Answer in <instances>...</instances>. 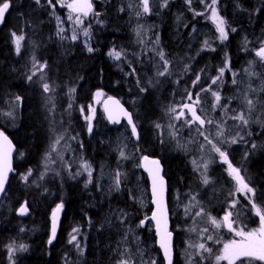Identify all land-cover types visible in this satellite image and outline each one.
Here are the masks:
<instances>
[{
  "label": "trees",
  "instance_id": "1",
  "mask_svg": "<svg viewBox=\"0 0 264 264\" xmlns=\"http://www.w3.org/2000/svg\"><path fill=\"white\" fill-rule=\"evenodd\" d=\"M28 1L0 0V5L9 3L0 30V89L20 98L16 127L10 130L0 123V132L9 136L17 154L21 155L19 159L15 158L14 174L0 203V264H8V250L16 244L13 239L17 230L48 225L54 204L48 199L51 188L61 191L59 232L51 243L35 237L25 241L23 255L13 264H61L63 259L71 256L72 251L63 236L67 217H70L67 227L78 230V240L83 248L77 264H116L119 243L130 229L127 224L132 222L131 218L139 219V210L130 197V170L127 168L132 157L129 146L133 144L122 143L118 131L124 124L109 126L101 110L91 131L88 123L79 122L81 114H88L93 94L98 91L103 97L114 96L122 101L135 122L158 120L160 126L166 121L170 105L183 102L189 93L192 96L199 93L202 105L212 113L215 146L226 153L229 163L239 169L245 183L253 189L251 202L222 187L210 202L204 203L205 188L220 173H226L227 166L217 160L222 159L221 156L214 150L207 153L205 164L209 180L202 185L192 167V159L197 153L179 147L173 132L164 133L158 129L156 147L143 154L158 157L163 164L174 244L179 239L186 243L194 240L193 245L204 243L211 249L210 252L199 250L200 254H197L198 249L192 247L184 258L188 264L189 261L191 264H214L223 244L229 240L230 234L213 227L209 217L219 219L230 213L236 230L255 231L258 219L253 204L264 212V60L256 55L264 45V0H217L216 9L225 20L228 38L196 54L187 50L193 23L183 20L194 19L201 0H176V5L167 0L166 7L160 2L150 16L138 22L133 15L132 0H98L96 10L99 15L81 25V29L90 35L93 51L73 50L66 57H58L54 45L43 42L34 50L36 62L43 66L38 68L43 70L31 80L16 83L5 69L9 60H14L10 56V35L6 31L13 11H16L14 20L20 19L16 18V25L10 29L18 27L22 20L30 22L32 8L28 7ZM180 3L183 9L176 11ZM42 27L46 28L45 25ZM110 52H119L120 58L115 59ZM160 52L164 53V59ZM165 60L167 72L159 75L164 71ZM177 69L181 73L175 76ZM40 74L44 75V81L38 80ZM214 79L216 83H213ZM44 82L54 92L50 101L45 98ZM213 92L219 94V102ZM246 96L254 101L251 111ZM214 104L217 105L215 109ZM67 105L71 107L67 108ZM238 113L244 114L248 120L246 125L232 119ZM220 130L223 134L217 135ZM54 134L63 135L65 140L76 138L83 149L82 156L94 168L89 183L66 179V183L56 187L53 182L48 186L51 182L48 177L39 180L40 161ZM232 139L237 143H230ZM134 142L141 155L140 137ZM102 171H107L108 182L105 178L99 179ZM113 172L119 173L118 185L113 183ZM25 176L26 180L23 179ZM176 186L183 195L192 194L190 198L194 196L195 200L190 201L199 203L198 207L193 205L187 212L186 208L174 212L170 195ZM24 204L29 215L20 219L15 211ZM196 210L202 214L195 215ZM205 228L208 231L202 232ZM207 236L212 239H206ZM153 250L157 264H163L156 246ZM173 264H181L175 247ZM237 264L245 263L241 260Z\"/></svg>",
  "mask_w": 264,
  "mask_h": 264
},
{
  "label": "rangeland",
  "instance_id": "2",
  "mask_svg": "<svg viewBox=\"0 0 264 264\" xmlns=\"http://www.w3.org/2000/svg\"><path fill=\"white\" fill-rule=\"evenodd\" d=\"M97 1L98 0H91L92 10L85 16L82 12L75 11L67 6L70 4L80 3L81 0H40L39 4L36 3V0H30L27 2L28 7L32 8L30 22L26 20L23 21L21 19L22 21H20L19 26L13 29H10V27L16 25V21L17 19H20V17H16L17 19L15 18L14 20L13 17H15L14 13L16 11H13L9 15L8 26L10 30L8 29L6 32H9L10 35L8 40L11 48L10 56L14 60H9L10 62L6 64L5 69H7L10 72L11 76L16 79V83L28 80L29 76L33 77V72H35L37 75L38 72H41L43 70L41 67L40 69L38 68L39 66H41V64H39V62H36L34 56V50L36 49V46L43 42L46 44L54 45L58 57H66L68 56L67 54L71 53L69 51L73 50L89 52L88 48L90 47L91 43L90 35H85V31L81 29V25L82 23H84V21H89L91 17L97 15ZM132 1V9L134 11L133 15L136 22H138L137 20H142L141 18L150 16L152 10L158 8L160 6V2H164V0H149L150 11L148 13H144L142 0ZM168 1L173 2L174 5H176V0ZM187 4H189V1L187 2ZM211 6L212 0L207 2L206 0H201L200 4H198L197 6V10L194 12V15L192 17L194 19L190 20L186 18L183 20L184 23H187V21H192L193 23L191 24L190 37L188 39L187 45V50L189 52L195 51L194 53L196 54L199 51L213 47L215 42L217 43L218 41H221L219 32L216 28V23L214 22V19L212 17ZM177 7L178 9L176 11H180L179 9H183L181 8V3L177 5ZM214 7L216 8V5H214ZM195 16L200 18L195 19ZM42 25H45L46 28L42 27ZM13 34L24 37V39L20 41L19 53L16 50ZM73 37H75V39H73ZM180 73L181 70L177 69L174 74L175 76H178L180 75ZM41 77H43V79H41ZM38 80L44 81V75L40 74ZM50 89L51 90L46 93L45 97L49 101L52 100V97L54 96L53 89L51 87ZM93 96L94 97L91 106H89L88 108V114L82 115L81 111L78 112L79 114H81L79 122L88 123V126V117H91V127L96 125V115L98 111L101 110L100 101L103 98V94L98 91L95 92ZM69 98L70 96L68 94L67 104H69ZM195 98L196 95L193 96V99ZM183 102L191 101L188 100L187 96ZM183 102L179 103L178 105L169 106L166 111V121L162 126L159 125L160 123L158 120L145 122L140 119V121L135 122L138 131H140L139 144L142 148L141 155H138L139 150L134 145L137 144V142H134L132 140L128 128L125 125H121L120 130L118 131V135L124 145H126L127 143L128 145L133 144V146H129L130 154L132 155V157L127 164V168L130 170V197L139 210V219H137V221H134V219L131 218L132 222L127 224L130 226V229L124 233V238H122L119 243L118 253L116 254V264H119L121 260H130V264H150V262L154 260L157 264V256L153 250V247H155L153 225L149 220L151 207L149 203L148 184L145 175L140 170V160L142 156L146 155L143 153L156 147V133L158 134L159 128L160 132H173L175 143L179 144V147H181L184 151H193L197 153V155L194 156V159H192V167L194 168L193 172L198 176V181L202 185L205 184L203 182L204 176H206L209 180L207 169L204 168V164L207 163L208 160L206 159L207 153L214 150V148L212 147L213 144H215V128L213 125V121L210 124L205 123L203 128L196 126L194 123L189 125L188 123H186V121L191 120L186 112L183 111L184 115L180 116L181 104ZM202 104L203 103L201 101L200 104L196 105L199 115L206 121L212 120V113L205 109ZM68 107L69 106L67 105V108ZM173 108L176 109L175 112L170 111ZM18 109L19 100L17 101V98L12 96L9 91L3 88L0 89V123L7 129L12 130L16 127V122L19 117ZM8 113H11V115H8ZM178 116L179 118H177ZM198 129L204 132V135H200ZM205 136H207L212 141V143H209L208 140L205 139ZM58 138L59 137L55 136V134L51 137L42 155L39 165V180H43V177H48L51 179V182H48V186H50V184L53 182L56 187H60L62 183H66V181L69 179V181L74 183L77 181H84L85 183H89L92 180L94 168L88 161L85 160V157L82 156L83 149L80 145H78L79 143H77L76 138H67L66 140L60 139L59 143H55ZM53 145H55V151H52ZM20 157L21 155L19 154L16 158L19 159ZM217 160L218 162H222L227 166L225 167L226 175L224 173H220L216 177L215 181L210 186L205 188L204 194L202 196L204 203L210 202L215 193H217L222 187L229 188V191L234 195L238 194L251 202L253 192L249 193L246 190L241 189L240 185L236 182L235 179H233V176L229 174V159L227 158V163L223 160V158ZM85 164L88 166L87 169L84 167ZM118 176V172H113L112 177L114 185L117 184V179H119ZM103 178H105V182L109 181L107 171L99 172V179ZM42 184L44 185V181H42ZM60 194L61 191L58 189L56 191L55 188H51L49 191L48 199L50 202H54L52 212L56 207H62L61 203L59 202V198L61 199ZM191 195L192 194L183 195L179 187H173L170 195L173 211L177 212L180 209L182 210L188 207L191 208V206L193 205L197 208L199 203L190 201L192 200L190 198ZM254 210L255 215L258 219V227L255 231L258 232L261 228V220L260 216L257 215V209L254 208ZM197 212L199 211L196 210L195 214ZM226 214H224L219 219H215L216 221L221 222V227H219L218 229H222L224 232L230 234L229 240L225 241L217 256L223 254L225 244L231 243L232 241L239 242L242 240V237L235 234L236 231L240 230H236L233 223L232 231H229V229L223 225V218ZM50 219L51 214L47 226L34 225L22 227L21 229L17 230V233L14 235L13 239L15 240L16 244L14 246L12 245V247H10L8 250V264L15 263L23 255L25 247V244L23 243L25 241L35 237L37 239L45 241V243H48L50 239ZM230 220L232 221V216H230ZM68 223H70V217H67L65 220V230L63 232V236H65L67 247L72 251V255L63 259L61 264H77L79 262L78 258L83 253V248L80 247V242L78 240V230L76 228H68ZM212 226L215 227L213 224ZM73 237H75V239H73ZM193 242L194 240H192L190 243H186L183 240L179 239L174 244V247L178 249L179 260L181 261V264H188V261H186L184 258L186 254L190 253V249L192 247H189V245H193ZM241 260H244L245 264H264V261L250 259L247 257H240L239 259H236L234 261V264H237ZM214 264H228V261H217L216 259Z\"/></svg>",
  "mask_w": 264,
  "mask_h": 264
},
{
  "label": "snow or ice",
  "instance_id": "3",
  "mask_svg": "<svg viewBox=\"0 0 264 264\" xmlns=\"http://www.w3.org/2000/svg\"><path fill=\"white\" fill-rule=\"evenodd\" d=\"M217 0H212V6H211V13H212V17L214 19V22L216 23V28L217 31L219 32L220 35V39L226 40L228 38V32L226 31V23L225 20L223 18H221L218 14H217V10L214 7V5L216 4ZM36 3L39 4L40 0H36ZM142 4H143V12L144 13H148L150 11V7H149V0H142ZM70 9H73L75 11L78 12H82L83 15H87L88 12H90L92 10V5L91 3L88 2V0H83L82 3H77V4H70L67 5ZM162 6H167V0H164V4ZM9 8V3L8 2H3L2 5H0V22L3 21L5 12L7 11V9ZM199 14V13H198ZM97 15H99L97 13ZM139 15V13H138ZM232 31H235V29L233 28ZM14 35V42L16 45V50L19 53L20 50V41L24 39V37L22 36H17L15 34ZM85 35H88L87 31H85ZM73 39H75V37H73ZM89 52H92L93 49L91 47L88 48ZM110 56H113L115 59H119L120 58V53L119 52H110L109 53ZM161 59H164V53L160 52L159 53ZM256 55L258 57H260L262 60H264V46H262L257 52ZM167 61L165 60V65H164V71L160 72L159 75H164L167 72ZM43 67V66H41ZM224 70L221 69V76H223ZM32 75H36L35 72L32 73ZM29 80L32 79V76L28 77ZM41 79H43V77H41ZM216 79H219V77H217ZM197 80H199V77H197ZM195 83V82H194ZM213 83H216V80H213ZM235 83V81H234ZM42 88L43 91L45 93H48L51 89H50V85L47 82L42 83ZM143 90V89H142ZM74 91V90H71ZM213 96H215L216 101L219 102L220 100V96L217 92H213L212 93ZM20 98L17 97V100H19ZM247 105H248V109L249 111H251L253 105H254V101L252 99L247 98V96L245 97ZM188 100L191 101V103H185L182 106L181 112H180V116L184 115L183 109H188V111L191 113L192 116V121H186V123H188L189 125H191L193 122H198L201 126V128H203V126L205 125V123H212L211 120H205L202 119L200 115L197 114V110H196V105L201 103V99L199 96V93L196 94V98L193 99V96L191 93L188 94ZM217 105L214 104L213 108L215 109ZM69 107H71V105H69ZM121 111L123 112V109H121ZM170 111L175 112L176 109L173 108ZM8 115H11V113H8ZM125 116H128V113L124 112ZM179 118V116L177 117ZM109 119H112L111 116H109ZM232 119L238 120L240 121L242 124H247L248 120L246 119V117L244 116L243 113H238L234 116H232ZM89 120V131H91V117H88ZM118 122V121H116ZM128 122L131 125L132 119L130 116H128ZM159 127V126H158ZM219 128V125L217 126ZM132 132L133 135H136V128L133 125L132 127ZM198 132L200 135H204V132L200 131L198 129ZM223 132L222 130H220L217 135H222ZM0 138L3 139L4 143H7V137L4 136V134L2 132H0ZM63 139V137H59L55 143H59V140ZM205 139L208 140L209 143H212V141L205 136ZM230 143H237L236 139H232L230 141ZM213 148L216 152L219 153V155L221 156V158H223V160L227 163V155L224 151H221L220 148L216 147L215 144H213ZM52 151H55V145L52 146ZM84 167L87 169L88 166L85 164ZM204 168L207 169V164H204ZM228 168L230 170L229 174L233 176V179L236 180V182L240 185V188L243 190H246L247 192L251 193L253 191V189L249 188L248 185L245 183L244 179L240 176V171L239 169L235 168L232 166L231 163H228ZM11 171V167H10V163L8 161V154L7 152L4 151H0V192L4 191V184L5 181L7 180V173ZM31 174V170H29V175ZM90 174V173H89ZM23 179H27V176L23 177ZM203 182L206 184L208 183V179L206 176H204ZM119 184V179H117V185ZM240 190V189H238ZM156 178L154 177L153 179V195L156 196ZM193 200H195V197H192ZM159 207V204H158ZM253 207L255 208L256 205L253 204ZM27 209L25 207H21L20 212L21 214H23L24 212H26ZM188 211V209L186 208V212ZM201 212H197L195 215L199 216L201 215ZM257 215L260 216V220H261V228L260 230L257 231H253V232H244V231H236V235L242 237V240L237 242V241H232L231 243L225 244L224 245V250H223V254L220 256H217V261L220 260H227L228 264H234V261L236 259H239L240 257H247L250 259H256V260H261L264 261V212H262L261 210L257 209ZM230 216L231 214L228 213L224 216L223 218V225L226 226L229 231L233 230L232 227V221L230 220ZM153 219L157 220V233L158 235L161 236L160 239V247L163 249L164 252V257L165 260L167 261V264H172V245H171V233L167 231V227H166V221H165V227L163 229V232H161V227H160V220L157 219L156 214L153 215L152 217ZM209 219L211 220V223L219 228L221 227V222L216 221L215 219L209 217ZM143 223V222H141ZM55 229H56V224H55V219L53 221V228H52V238L55 237ZM194 230V229H192ZM202 232H207L208 229H202ZM73 239H75V237H73ZM206 239L211 240L212 237L211 236H207ZM49 243L52 242V239H49L48 241ZM189 247H195L198 249L197 254L199 253V250H202L203 252H210L211 249L207 248L205 246L204 243H199L197 245H189ZM11 252V249H10ZM119 264H130V260H121L119 262ZM150 264H156V261H151ZM189 264H191V261H189Z\"/></svg>",
  "mask_w": 264,
  "mask_h": 264
},
{
  "label": "water",
  "instance_id": "4",
  "mask_svg": "<svg viewBox=\"0 0 264 264\" xmlns=\"http://www.w3.org/2000/svg\"><path fill=\"white\" fill-rule=\"evenodd\" d=\"M82 2H83V0H81V3ZM88 2L91 3V0H88ZM8 10H9V8L5 12L3 21L0 22V30L3 26V23L5 20V17L8 13ZM185 103H191V102H183L181 104V109H182L183 104H185ZM100 108H101L102 114L104 116L105 122L109 126L114 127V126H119L121 124H124L128 128L130 135H131V138L134 141L138 140L139 131H138V128H137L136 123L134 121L133 115H132L131 111H129L128 108L122 103V101H120L117 97H114V96H106V97H103L101 99ZM121 109H123V112L121 111ZM196 110H197V114L199 115L197 106H196ZM183 111L186 112V114L188 115V117L192 121V116H191V113L188 111V109H183ZM124 112L128 113V116L131 117L132 122H133L131 125L128 122V116H125ZM109 116H111L112 119H109ZM116 121H118V122H116ZM193 123L196 124L198 127H201L198 122H193ZM133 125L136 128V135H133V132H132ZM3 134H4V136L7 137V143H4L3 139L0 138V151L7 152L8 161L10 163L11 171H9L7 173V180L5 181V184H4V191L0 192V203H1V201L5 195L9 180L12 177V175L14 174V159L18 155L17 154V148L14 145V143L12 142V140L5 133H3ZM140 170L145 175L146 181L148 184L149 203H150V207H151L149 220L151 221V223L153 225V233H154V237H155V246L159 251L162 263L167 264V261L165 260V257H164L163 249L160 247L161 236L158 235V233H157V220L152 218L154 214H156L157 219L160 220L161 232H163V229L165 227V221H166L167 231L171 233L172 264H173V262H174V239H175V236L171 230L170 213H169L168 203H167V180L164 176L163 164L158 157L145 155L140 160ZM154 177L156 178V193H157L156 196L153 195V179H154ZM158 204H159V207H158ZM21 207H25L27 209V211L24 212L23 214H21V212H20ZM15 215L20 219H24L29 215V210L26 207V205L24 204V205L20 206L15 211ZM61 215H62V208L60 206H58L52 212L51 219H50V239H52V241L57 236L59 226H60V222H61ZM54 219H55L56 229H55V237L52 238V228H53Z\"/></svg>",
  "mask_w": 264,
  "mask_h": 264
},
{
  "label": "flooded vegetation",
  "instance_id": "5",
  "mask_svg": "<svg viewBox=\"0 0 264 264\" xmlns=\"http://www.w3.org/2000/svg\"><path fill=\"white\" fill-rule=\"evenodd\" d=\"M81 3V2H80ZM5 21V20H4Z\"/></svg>",
  "mask_w": 264,
  "mask_h": 264
}]
</instances>
